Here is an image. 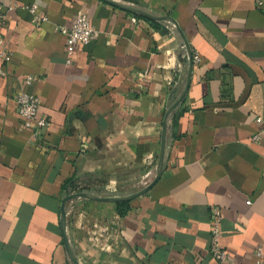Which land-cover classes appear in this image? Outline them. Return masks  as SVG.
<instances>
[{
  "label": "crops",
  "instance_id": "crops-1",
  "mask_svg": "<svg viewBox=\"0 0 264 264\" xmlns=\"http://www.w3.org/2000/svg\"><path fill=\"white\" fill-rule=\"evenodd\" d=\"M0 264H257L264 251V0H0ZM37 5L34 20L27 6ZM85 11L94 39L69 61ZM195 56L197 58L195 59ZM39 129L20 115L25 76ZM258 118L261 121H258ZM259 134V139L254 136ZM250 201V203H249ZM222 213L229 258L211 253Z\"/></svg>",
  "mask_w": 264,
  "mask_h": 264
},
{
  "label": "built area",
  "instance_id": "built-area-1",
  "mask_svg": "<svg viewBox=\"0 0 264 264\" xmlns=\"http://www.w3.org/2000/svg\"><path fill=\"white\" fill-rule=\"evenodd\" d=\"M29 10L34 14L35 21H41L46 19L45 16L37 15V5L27 6ZM4 5L0 1V19L3 17ZM66 34V54L70 61L72 56L75 54L77 48L82 45L89 44L95 37V27L91 22L89 15L85 11H80L77 18L70 28H61ZM11 58V50L4 36L0 33V74L4 75L3 64L7 63ZM197 56H195V59ZM194 59V57H193ZM34 77L31 75L25 76L23 79L24 87L19 90L16 96V102L18 110L21 116H23L28 124L35 123V126L39 129L47 127L49 121L43 117H38L40 107L42 105L41 98L29 91L28 87L32 85ZM258 121H261L258 118ZM259 139V134L254 136ZM250 203V201H249ZM222 213L221 210H216V217L212 223V255L222 263H225L229 254L223 247L222 243ZM257 264H264V251L261 247L256 249Z\"/></svg>",
  "mask_w": 264,
  "mask_h": 264
},
{
  "label": "water",
  "instance_id": "water-1",
  "mask_svg": "<svg viewBox=\"0 0 264 264\" xmlns=\"http://www.w3.org/2000/svg\"><path fill=\"white\" fill-rule=\"evenodd\" d=\"M109 2H111L112 4H114L115 6H120L122 8L125 9H130V10H134L135 12H140L142 14L148 15L145 12H142L140 10L137 9H132L126 6H121L119 4H117L116 2H113L111 0H107ZM152 17V16H150ZM188 52H189V73H188V80H187V86L184 90V92L182 93V95L180 96V98L175 102V104L170 108V110L168 111L165 123H164V128H163V135H162V142H161V149H160V156H159V164H158V174L156 176V178L146 187H144L142 190H139L138 192L128 195V196H122V197H118V196H111V197H101V196H97L91 193H87V192H81V193H76V194H71L68 195L64 200H63V204H62V211H61V221H62V228H63V232H64V239H65V245L67 248V251L69 253L70 259L73 262V264H80L75 253L73 252V249L71 248V245L69 243V239L66 235V226H67V210H66V204L68 201L76 199V198H88V199H92V200H98V201H120V200H130L133 199L135 197H138L140 195L145 194L146 192H148L154 185L155 183L159 180L162 171H163V163H164V158H165V151H166V144H167V129H168V122L175 110V108L179 105V103L183 100L187 89L189 88V85L191 83V76H192V72H193V67H194V59H193V54L191 49L188 47Z\"/></svg>",
  "mask_w": 264,
  "mask_h": 264
},
{
  "label": "rangeland",
  "instance_id": "rangeland-1",
  "mask_svg": "<svg viewBox=\"0 0 264 264\" xmlns=\"http://www.w3.org/2000/svg\"><path fill=\"white\" fill-rule=\"evenodd\" d=\"M80 198H82V197H80ZM76 199H78V198H76Z\"/></svg>",
  "mask_w": 264,
  "mask_h": 264
}]
</instances>
